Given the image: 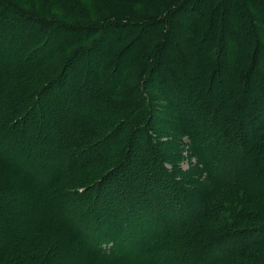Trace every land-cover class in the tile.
Returning <instances> with one entry per match:
<instances>
[{"label":"trees","instance_id":"16d2710c","mask_svg":"<svg viewBox=\"0 0 264 264\" xmlns=\"http://www.w3.org/2000/svg\"><path fill=\"white\" fill-rule=\"evenodd\" d=\"M218 1L212 0L211 6L215 7L224 3V0ZM241 1L245 12L241 16L248 23L247 28L249 30L247 32L242 31L239 35L251 36L253 47L250 53L237 56L228 65L230 71L227 77L231 76L230 82L228 81L227 88L225 87L226 91L222 94L220 100L218 99L219 101L216 102L210 99L207 102L203 101L204 95L207 97L206 91L208 89L206 87L210 86L214 80L217 83L218 79L215 78V75L219 71L218 66H216L217 63L210 61L208 64V49L204 57V52L202 55L198 53L203 49L201 44L205 42L204 40L197 47L196 45L200 41L195 42L196 45L191 52V59H186L185 61L184 71L187 74L182 72L181 75H176L171 72L173 61L162 53L166 46L172 45H167V40L171 41L169 39L174 27L179 25L178 19L176 21L175 13L182 8L193 7L195 4L188 5L191 2L190 0H98V2L94 0L91 4L93 7L90 8V12H97V16L100 18L104 17V19H94L88 8L86 6L83 8L82 2L86 5L87 0H55V3L49 8H53L60 13L67 12L74 17L81 18L80 25H77L78 27L75 26V28L72 26L75 23H68L53 14L38 15L19 10L16 7L11 9L9 5L0 4V20L8 12L17 21L16 25L10 22V29L12 27L14 29H23V23H26L32 27H41L42 30L53 29L52 32L61 30L71 35L75 34V36L72 35L71 38L64 41L62 48L57 54H54V52L59 47L47 48L44 59L28 64L23 68V73L27 77L23 81L24 84H21L20 90L28 89V97H34V100L37 101L40 100L54 83L64 78L71 65H69V62L80 61L81 57L84 58L86 56V54L81 52L87 50L89 55L96 54L93 63H97L103 68L108 67L111 71L109 72L110 75L113 73L118 75L119 83L123 80V75L128 78V69L133 68L136 70L135 74H132V78L136 85L138 83L143 85L141 91L136 92L140 100L139 107L144 101H146L147 107H150L147 100L150 99L151 101V97L145 88H148L151 83L160 93H167L169 96L174 95V99L168 98L174 106L183 108L182 106L184 105L186 110L191 106L194 113L187 111L188 115L181 114L180 109L179 113L181 115L179 116L181 120L186 123H191L194 120L190 126L196 125L197 119L204 121L205 124H202L203 126L198 129V132L204 133L203 135L199 133L200 136L204 139L208 135L217 138L218 141L215 146H222L223 151L227 153L224 163L222 162V167H224V170L232 172L236 168V172L231 174L230 177L215 180L212 178L214 177V172L201 160L204 165L201 164V167L196 169V174H201L199 180L197 178L196 182L171 180L170 177L160 172L157 168H147L154 161V158L163 159L161 153L159 155L155 152L157 150L156 146L158 148L157 141L159 140H156V138L153 140L148 131V128L152 130L153 126L149 127L147 122L137 123L130 130L123 129L122 131L117 128L120 124L116 126L112 122L111 125L115 127L113 128L110 125L111 122H106L101 126L94 121L84 130L81 127L86 125H77L80 129L77 130L75 128L70 135L65 137L66 139H63L66 135L63 132L60 133L50 128L45 129L42 126H37L36 128L31 126L29 118L33 110H35L34 106L26 112L23 118H15L11 123H9L7 115L0 114V134L3 133L2 138L3 136L7 137L4 143L5 146L7 145L5 150L16 148L25 151L26 149L32 150V146L30 144L26 145L23 142L24 140L30 142L35 140L36 144H40V148L37 147V150L30 152L31 154L26 155L24 152L25 155L23 156L26 159H31V161L35 160V158L43 157L42 155L39 156L40 153H38L42 149L54 152V148L51 150V147L48 146L50 140L65 141L64 145L62 144L61 146V150H63L67 158L69 156L78 158V162L79 159L82 160L84 158L83 155L80 157V153L95 150L98 145L104 144L102 147L104 146L105 148L107 145L111 149L108 150L104 156L105 158H100L104 150L102 149V153L99 152L100 156L98 154L99 157L97 159L91 157L84 162L88 164V169L95 165L98 167L87 178L86 182L88 183L84 184L82 181L79 184L74 181L69 183L71 188H75L78 185L82 188L79 192H86V195L92 194L90 189L99 181V185L108 186L101 201H96L97 196H95V201H91L87 197L86 203L88 205L85 208L88 218L90 215L91 217L89 221L88 219L85 220L88 224L83 221L82 224L86 225L83 230L76 231L75 225L68 223L66 219L71 218L72 216L70 215L67 218V215L63 214V217H53L55 222H59L65 229L64 231L70 240L73 241L74 238L76 242L83 245V253L87 256L86 263L166 264L172 258L188 256L191 257L189 259L190 262L188 261L185 264H264V207H257L263 211H261V214H259L260 210L253 207L250 208L248 205L252 202L248 197V188L234 178V176L242 177V175L246 174V170H251L261 183V189L258 194L259 199H255L254 203L261 201L260 195H264V65H260L257 61L259 54L264 55V32L262 33L258 26L260 21L264 23V0ZM129 5L132 8L142 6V8L144 7L149 12L156 14L136 17L121 11L117 14V17H105L104 12L110 13V10L117 11L119 7H127ZM47 6L49 5L47 4ZM159 12L160 14H158ZM121 19H130L131 21L130 23L127 21L126 24L124 23L128 28L127 39L125 36H121L122 33H119L117 37L112 38L109 44L103 47L101 45L104 40L102 30L104 28L124 27L125 25L119 22ZM28 28L30 29L31 27L27 26L25 29ZM199 29H201L200 26H193L191 33L193 30ZM224 31L229 32L233 36V33L228 29ZM135 36L136 38L134 39L133 37ZM220 38L219 40L224 38L222 33ZM3 40L5 41V39ZM90 41L91 43H89ZM84 42L88 43L84 49L80 50V47H73ZM49 44V38L41 40V38L37 37L33 41L18 44V47L20 46L21 50L30 47L25 55L27 60H31L37 52L44 50ZM242 47V50H247L246 43ZM173 48L171 46V49ZM74 51H78L77 54L72 53ZM125 54H130L131 57L123 58ZM59 56H62L63 61L57 68L56 63L58 60L56 58ZM195 58L198 59V62L194 61ZM202 58H204L203 61L201 60ZM183 59L184 57L182 61ZM92 71L90 68L87 70L86 79L90 78ZM50 73H55L56 75L48 78ZM18 74H15L14 79L18 77ZM67 74L66 76L69 77V73ZM201 79H207V86L202 84ZM39 81H42L40 85H38ZM31 84L33 85L31 86ZM5 85L7 86L8 83H5ZM30 90L31 93H29ZM112 91L113 88L104 90L99 94L104 104L109 101L107 98ZM128 91L133 94L135 89L131 87ZM120 95L116 93L112 96L116 103L111 101L107 104L110 105L111 110L112 107L117 106ZM60 102H58V106ZM58 106L57 108H59ZM145 106L143 104V107ZM148 110L149 113L146 119L152 123L154 118L153 111L151 108H148ZM207 111H212L213 114L207 115L205 119ZM236 113L238 117H241V120L238 121L239 126L233 123V114L236 117ZM91 114L93 115L94 113L90 111L85 114V119ZM119 116L121 114L117 113V117ZM101 120L105 122L107 117L101 118ZM216 123L221 126H216ZM190 126L187 127V132L190 130ZM237 127L240 128V131L238 132L239 140L236 141L232 131L234 130L236 133ZM219 129L222 131L219 132ZM80 144L85 145L82 150H80ZM34 152L37 153L34 155ZM109 152L114 154L108 156ZM231 153L242 157L243 162L239 164L235 159V161H232L228 158ZM1 155H5L4 152ZM12 155H14V151H12ZM132 156L135 159L131 158ZM73 158L67 161L66 165L68 166H66V169L70 168ZM91 159L96 161H91ZM107 159L110 160V166L107 165L108 168H104ZM14 161L10 163L0 157V166H7L6 169L3 168L5 172L9 170V174L22 176L24 179L31 181L32 184H41L42 186V183L49 184L51 182V180L46 181L42 180V178H37V176H32L29 171L20 168V164L17 165ZM129 166L136 167L133 169ZM77 171H79V167ZM151 172L156 173L154 178L150 177ZM69 175V173L66 174V176ZM0 179L2 180L3 178L0 177ZM56 184H58V180ZM56 184L54 186L56 189L54 190L65 189L63 182H60L58 186ZM4 189L6 188L2 181V184H0V200H4L5 195H8L6 194L7 191H5V194L2 193ZM196 190L199 193L194 192ZM66 193L73 195L75 191L69 189ZM193 193L197 194L195 209L198 210V213L196 212L195 214L188 211L191 202L190 197H192ZM161 200L167 202L168 207L172 209V212L169 213L168 210L167 213L169 214H165L163 218L158 216L159 214H164L159 211ZM104 204H107L106 207L108 208L110 206L108 211L116 213L114 217L118 218L120 222V230L116 238H114L115 235L112 233L111 227L107 226L103 229L104 221L106 217L108 218V211L104 209L103 212H100L97 208ZM169 217L173 224L164 227V232L160 233L162 235L157 232L156 236H150L157 230L158 224L159 226L161 225L160 220L165 221L166 219L168 221ZM2 218L4 217L0 216V220ZM146 226H150V228L148 229ZM154 229L155 231L153 232ZM163 235L167 236L166 242L161 241ZM14 240L17 241L16 239ZM100 243L110 244L108 249L112 250L106 254L101 251ZM204 247L214 249L212 250L213 256L206 262L204 255H200V250ZM220 250L226 251L222 257L218 255ZM0 251V263H2L5 258L10 256V244L8 247H0Z\"/></svg>","mask_w":264,"mask_h":264},{"label":"rangeland","instance_id":"374dc122","mask_svg":"<svg viewBox=\"0 0 264 264\" xmlns=\"http://www.w3.org/2000/svg\"><path fill=\"white\" fill-rule=\"evenodd\" d=\"M93 1L94 0H87L86 5L84 2H82L84 6L83 8L86 6L90 12V8L93 7L91 5ZM95 1L98 2V0ZM190 1L192 3L190 2L188 5L191 6V4H195L193 7H185L175 13L176 21L178 19V24L180 27H178L179 25L175 26L169 39L171 41L167 40V45L172 44L171 46L174 48L171 49V46H166V48L162 50V53L165 55V57L173 61L171 72L176 75H181L182 72H185L184 69L186 65V59H191L192 57L191 52L193 48H195V42L200 41L199 44L196 45L197 47L204 40L205 42L201 44L203 49L198 53L202 55L204 52V57L206 50L208 49V64L210 61L212 63H217L216 66H218L219 71L215 75V78L218 79L217 83L215 80L213 82L211 81L212 83L210 86L206 87L208 89V92L206 91L207 97L204 95L205 98L203 101L207 102V100H211L216 102L220 100V97L226 91L228 81L230 82L231 76L229 75V78L227 77L230 71L228 65L233 62L237 56L250 53L253 47V44L251 43V36L239 35L242 33V31L247 32L249 30V28H247L248 23L246 22L245 18L241 16L245 13L244 7L241 0H224L223 4H218V6L215 7L211 6L212 0ZM220 1L222 0H219L218 2ZM54 3L55 0H0V4L9 5L11 9L16 7L19 10L35 13L38 15L53 14L57 17H60L62 20L67 21L68 23H75L72 25L74 28L75 26L78 27L77 25H80L79 23L82 21L81 18L74 17L67 12L60 13L53 8H49L52 7V4ZM47 4L49 6H47ZM121 11L127 15L136 17L141 15L145 16L148 14H156L151 13V11L149 12L148 9H145L144 7L142 8V6L132 8L130 5L127 7H119L117 11L110 10V13H104L106 15L105 17H117V14H119ZM91 14L94 19H104V17H98L97 12H92ZM158 14H160V12ZM126 21L128 23L131 22L130 19L119 20L121 24H126ZM10 22H12L13 25L17 24L14 16L7 12L0 20V114L7 115L9 123H11L15 118H23L26 112L29 111L31 107L33 108V106L35 107V110H33L32 115L29 118V123L31 126L34 128L37 126H42L45 129L50 128L55 129L60 133L63 132L66 134L63 139H66L65 137L70 135V133H72L75 128H77V130L80 129L77 127V125H86L81 127V129L84 130V128L86 129L89 127L94 121L101 126L106 122H111L110 125L113 122V125L115 124L116 126L120 124L117 128H120L122 131L123 129L130 130V128L137 123L147 122L149 127L153 126V131L151 128H148L153 140L155 138L156 140H159L157 141L158 148L156 146L157 150L155 152L159 155L161 153L163 157V159L154 158V161L150 163L147 168H157L160 172L170 177L171 180H185L186 182H196L200 179L201 174H196V169L201 167V164L204 165L202 161H204L214 172V177H211L215 180L219 178L226 179L230 177L231 174L236 172V168L233 169L234 172H232L227 171L226 169L224 170V167H222L227 153L223 151L222 146H215V143L218 141L217 138H213L208 135L204 139L200 136L199 133H201V131L198 132V129H200V126H203L202 124H205L204 121L197 119V124L190 126L194 120H192L191 123H186L181 120L179 115H188L187 111L194 113L191 106H189L188 110H186L184 105L182 106L183 108L177 107L176 105L174 106L168 99H174V95L169 96L167 93H160L155 89L153 83H151L148 85V88H145L148 92V95L151 97V101L150 99L147 100V103L150 107H147L146 101L143 102V104L146 105L145 107H143V104H141L139 107L140 100L137 97L136 92H140L143 85L140 83L136 85L134 79L132 78V74H135L136 70L133 68L128 69V78L123 75V80L119 83L118 75L114 73L110 75L109 72L111 71L108 67L103 68V66L100 67L99 64L93 63V60L96 58V54L94 52V54L89 55V52L86 50L85 52H81L86 54V56L84 58L81 57L80 61H70L69 65H71L67 71V73H69V77L66 76L68 75L66 73L61 81L54 83L50 89L48 88L49 90L46 91V94L40 100L37 101L34 100V97H28V89L20 90L21 84H24L23 81L27 77L26 74L23 73V68L28 64H32L40 59H44L46 57L45 51L47 48L50 49L59 47L54 52V54H57L62 48L64 41L68 38H71L72 35L75 36V34L71 35L68 32H63L61 30L52 32L53 29L48 28V30H42L41 27H32L26 23H23V29H14L13 27L10 29ZM27 26L31 28L25 29ZM193 26H200L201 29L193 30L191 33V28ZM258 26L263 33L264 23L260 21V25ZM225 29H228L230 32H232L233 36H231L229 32H225ZM127 31V25L124 27L108 29L104 28L102 30L104 40L102 41L101 45L103 47L106 46L109 44L110 40L117 37V34L119 33H122L121 36H125L127 39ZM221 33L224 38L219 40ZM37 37L41 38V40L44 38H49L50 44L44 50L37 52L31 60H27L25 54L30 49V47L26 48L25 50H21L19 48L20 46L18 47V44L22 42L33 41L35 38L37 39ZM133 38L135 39L136 36ZM3 39H5V41ZM89 43H91V41ZM245 43L247 50H242V46ZM87 44L84 42L82 44H76L73 47H80L81 50L84 49ZM78 51H74L72 53L77 54ZM61 57L62 56L56 58V60H58L56 63L57 68L63 61V58ZM130 57V54H125L123 56V58ZM183 57L184 59L182 61ZM201 60L203 61L204 58ZM194 61L198 62V59L195 58ZM257 62L260 65H264V55L259 54ZM89 68L93 71L90 74V78L86 79L85 74ZM16 73L19 74L18 77L14 79ZM185 74L187 73L185 72ZM53 75L55 76L56 74L50 73L48 78ZM190 80L192 81V79ZM41 82L42 81H39L38 85H40ZM201 82L204 84V86H207L208 84L207 79H201ZM5 83H8V85L6 86ZM25 85L28 86L27 83H25ZM32 85L33 84H31V86ZM131 87L132 89H135L133 94L128 91ZM112 88V93L109 94L108 98L106 97L109 99V101L104 104V101L101 100L99 94L104 90ZM29 93H31V90ZM116 93L121 95L118 98L117 106L112 107L111 110L109 107L110 105L107 104L111 101L116 103L112 99V96ZM140 96L142 97V95ZM58 102H60L59 106ZM57 106L59 108H57ZM148 108H151L153 111L154 118L152 123L146 119L147 114L149 113ZM180 109L181 114L179 113ZM14 110L16 111L11 113ZM90 111H92L94 114H91L85 119V114L89 113ZM116 112L120 113L121 116L117 117ZM144 114H146V116H144ZM212 114V111H207L205 114V119L207 115L210 116ZM104 117H107L105 122L101 120V118ZM233 119V123L239 126L238 121L241 120V117H238L236 113V117H234L233 114ZM123 121L125 122L123 123ZM188 126H190V130L187 132L186 129ZM216 126L220 127L221 125L216 123ZM111 127L115 128L112 125ZM221 131L222 130L219 129V132ZM239 131L240 128L238 127L236 133L234 130L232 131L236 141L239 140ZM2 134H0L1 159H4V161L10 163L15 160L14 162H16L17 165L20 164V168H23L25 171H29L32 176H37V178H42V180L46 181L51 180V182L49 184L42 183L44 186H41V184H32L31 181L24 179L22 176L9 174V170H6L5 172L3 168L6 169L7 166H0V177L3 178L2 180L0 179V184H2L3 181L5 188L7 189H4L2 193L5 194V191H7L6 194H8L7 196L5 195L6 198L4 197V200H0V216L4 217L0 220V247H8L10 244L11 249L9 258H5L0 264H88L86 263L87 256L82 250L83 245L76 242L74 238L73 241L70 240L64 231L65 229H63L59 222H55L53 217L55 216L58 218L63 214L65 216L67 215V218L68 215H70L72 217L66 219L68 223L71 225L74 224L76 231L83 230V228L86 226L82 224L83 221L84 223L88 224V222H85V220L88 219L89 221L91 217L90 215L88 218L85 208V206L88 205V203H86L87 197L89 200L95 201V196H97L96 201H101V198L105 195L104 191L108 186L104 184L99 185V181L93 185L92 189H90L92 194L86 195V192H79L82 190V188H80L78 185H76L75 188H71L69 183L72 181L78 184L81 181L84 182V184L88 183L86 182L87 178L92 173H94L98 167L95 165L88 169V164L84 162L89 160L91 157L97 159L100 156L99 152H103L100 156V158H103L108 150L111 149L107 145L105 148L104 146L102 147L104 144L98 146L95 145V150L80 153V157L83 155L84 158L82 160L79 159L78 162V158H73V156H69L67 158L63 150H61V146L65 141H59L58 139L52 141L50 140L48 146L51 147V150L54 148V152H49V150L42 149L40 152L38 151V153H40L39 156L42 155L43 157L35 158V160L31 161V159H26L25 156H23L25 155L24 152L26 155L31 154L30 152L37 150V147L40 148V144H36L35 140H32L31 142L24 140L23 142H25L26 145L30 144V146H32V150L26 149L25 151L20 148L5 150L7 145L5 146L4 143L6 142L7 137L3 136L2 138ZM203 134L204 133H201V135ZM79 146L80 150L85 147V145L82 144ZM231 146L233 145L231 144ZM102 149L104 150L102 151ZM12 151H14V155H12ZM2 152H4L5 155H1ZM110 152L108 156H112L114 154H110ZM35 153L37 152H34V155ZM134 156L131 158L135 159ZM71 158L73 159L69 168L71 170L70 172L69 169H66V166H68L66 164ZM228 158H230L232 161L236 160V162L239 164L243 162L242 157L235 156L234 153H231V156H228ZM91 161L96 160L91 159ZM109 161L110 160L107 159L108 163L106 162L104 168H106L107 165L110 166ZM78 167L79 171H77ZM135 167L136 166H133L131 168L135 169ZM67 173L72 176H66ZM155 175V172H151L150 177L154 178ZM234 178L240 181V183L246 186V188H248V197L252 202L248 206L250 208H256L257 210H260L257 207L263 208L264 195H260L261 201L254 203L255 199H259L258 194L261 189V183L257 177H255V174H253L251 170H246L245 175H242V177L234 176ZM57 180L58 184H56ZM60 182L65 184V189L54 190L56 189L54 187L55 184L58 186ZM69 189L75 191V193L73 195L67 194L66 191H69ZM53 191H55L54 194H52ZM194 192H198V190ZM196 197V193H193L192 197H190L191 202L188 211H191L192 214H195L196 212L198 213V210L195 209ZM166 203L167 202L162 200L159 203V211L164 213L159 215L157 214L159 217L163 218L165 217V214L172 212V209H170ZM106 206L107 204H104L99 206L97 209L100 212H103L104 209L108 211L110 206L109 208ZM168 210L169 213H167ZM261 211L262 210L259 211V214H261ZM114 214L116 213L110 210L108 211V218L106 217L104 221L103 229H105L107 226L111 227V231L115 235L114 238H116L117 233H119L118 231L120 230V222L118 221V218L114 217ZM160 224V226L158 224L157 230L155 231L154 229L153 232H155H152L153 234L150 236H156L157 232L158 234L163 233L165 229L164 227L173 224V222L170 221L169 217L168 221L166 219L165 221H162L161 219ZM150 226L146 227L149 229ZM161 241L166 242L167 236L163 235L161 237ZM122 242L126 243L125 241ZM109 245L110 244L108 243H100L101 251L105 252L106 254L109 253L112 250L108 249ZM212 250L214 249H210L209 247H204L200 250V255H204L205 262L210 260L209 258L213 256ZM225 252V250H220L218 255L222 257L224 256ZM190 258L191 257L188 256H179L177 258L168 260L166 264H185L186 262L188 263Z\"/></svg>","mask_w":264,"mask_h":264}]
</instances>
